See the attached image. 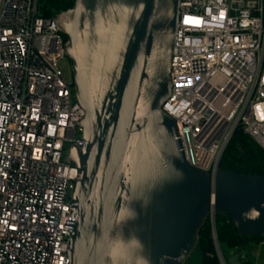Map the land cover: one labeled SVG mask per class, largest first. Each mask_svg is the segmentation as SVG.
<instances>
[{
  "label": "water",
  "instance_id": "1",
  "mask_svg": "<svg viewBox=\"0 0 264 264\" xmlns=\"http://www.w3.org/2000/svg\"><path fill=\"white\" fill-rule=\"evenodd\" d=\"M178 0H75L56 16L72 63L84 148L67 163L82 177L68 264H186L208 220L221 264L216 216L241 236L264 235V177L188 165L171 93Z\"/></svg>",
  "mask_w": 264,
  "mask_h": 264
},
{
  "label": "built area",
  "instance_id": "2",
  "mask_svg": "<svg viewBox=\"0 0 264 264\" xmlns=\"http://www.w3.org/2000/svg\"><path fill=\"white\" fill-rule=\"evenodd\" d=\"M171 93L185 162L215 175L238 127L264 150V0H178ZM65 39L38 0H0V264H68L84 148Z\"/></svg>",
  "mask_w": 264,
  "mask_h": 264
},
{
  "label": "trees",
  "instance_id": "3",
  "mask_svg": "<svg viewBox=\"0 0 264 264\" xmlns=\"http://www.w3.org/2000/svg\"><path fill=\"white\" fill-rule=\"evenodd\" d=\"M74 4L75 0H38L39 14L43 18H54L71 9ZM63 37L66 41V37ZM219 169L264 177V150L238 127L221 158ZM215 227L219 248L226 262L237 257L239 264H254L250 256L264 243V235L241 236L226 216H216ZM186 264H221L210 220L200 231L197 248Z\"/></svg>",
  "mask_w": 264,
  "mask_h": 264
},
{
  "label": "rangeland",
  "instance_id": "4",
  "mask_svg": "<svg viewBox=\"0 0 264 264\" xmlns=\"http://www.w3.org/2000/svg\"><path fill=\"white\" fill-rule=\"evenodd\" d=\"M61 68L65 76L72 80V63L68 58L61 61ZM250 259L254 264H264V243H261L259 247L251 254Z\"/></svg>",
  "mask_w": 264,
  "mask_h": 264
}]
</instances>
